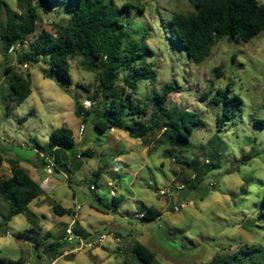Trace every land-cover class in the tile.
<instances>
[{"label":"rangeland","instance_id":"obj_1","mask_svg":"<svg viewBox=\"0 0 264 264\" xmlns=\"http://www.w3.org/2000/svg\"><path fill=\"white\" fill-rule=\"evenodd\" d=\"M6 1L9 3V0ZM107 1L114 7L130 4L125 6V20L133 24L131 26L133 36L142 47L149 46L153 50V58L150 60L158 71V80L154 85L146 81L140 83V87L144 86L147 96L145 99H137L138 93L134 102L143 103L142 106L146 108L147 114L140 116L139 119L147 123L151 120L156 107L152 102L153 91L160 92L164 85L173 82L180 86V93L170 95L168 103L170 107L175 106L196 113L204 121V125L195 127L189 141L193 148L185 152L175 148L173 152L167 153L173 147L168 143L160 142L162 135L158 138L159 132H156L153 137L149 136L146 141L143 138L144 145L155 146L149 151V156L163 146L162 156L174 160L175 166L170 169L171 175L163 171L165 167L163 163L158 166L145 164L143 169L138 170L134 167L135 162L129 158L126 161L113 159L106 165L103 162L102 153L111 151L112 154H116L118 151H114L108 145L105 146V151L91 150L95 154L93 158L85 157L84 152L78 153V150L73 148L71 150L73 158L71 157L72 159L67 162L68 169L58 164L54 166L50 174L47 172L45 163L40 159L38 165L33 164V168L42 169L44 174L34 171L31 176L35 177L32 179L41 185L43 194L34 200L31 207L24 213L32 224V228L22 233H15L14 238L19 245V250L2 249L0 257L12 261L22 259L24 264H49L53 258L44 253L45 246L61 240L67 241L68 222L63 218L76 219L78 216L86 218L87 215L96 213L102 217L114 216L116 219L98 220L95 224H89L88 229H84L80 220L77 219L73 233L76 237L79 236L83 238V241L88 242L96 240L102 230L113 235L114 240L119 237L122 244L117 245L115 250L106 245L100 247L109 255L122 257L123 259L118 260V264H141L136 263L132 256V249L137 243L154 253L155 260L151 264H222L236 253H238L236 258L241 264H264V245H249L244 242L241 234L233 233V230L237 228L241 233L249 234L254 231H264V180L260 179V173L264 172V32L248 44L241 41H229L226 38L221 39L214 46L211 56L197 65L187 57L184 51L181 54L180 49L171 43L173 38L170 32L171 19L175 12H192L193 8L188 0ZM259 2L264 4V0ZM24 6L26 7V4L22 0H16L18 10L15 12L22 13ZM41 16L39 29L48 31L52 30L53 23L58 22L62 17L55 11L41 12ZM225 47L228 49L227 52L224 50ZM23 50L25 48H19L18 51ZM0 53L5 54L6 57L5 63L0 65V80L3 81L0 83V103L4 104L6 114V100L11 93V82L6 67L14 68L19 74L29 73L33 80L32 70L35 69L43 74V64L29 65L25 68L18 64L20 52H17L16 66H13L8 62L2 41H0ZM70 63L72 76L70 85L61 86L59 77L55 74L48 79H55L59 87L70 91L77 98L81 92H84L87 98L92 100L99 86L97 72L87 71L82 58L72 59ZM218 68L222 73L220 76L215 71ZM89 76L92 77L91 82H87ZM72 85L75 87H71ZM228 85V95L238 97L241 104L236 116L231 117L219 132L216 123L222 106L212 104L210 100L218 89H225ZM41 86L55 91L51 85L42 84ZM93 103L94 110L95 102ZM201 104L207 111L198 107ZM71 111V105L65 102L64 112L68 114L69 120ZM76 114L78 115L77 112ZM2 126L7 127V123H3ZM28 126L30 125L25 127ZM93 132L100 131L93 126ZM215 135L216 149L206 145L205 150L199 151L198 147L204 144L192 143L193 139L201 141L207 139L208 144ZM97 143H100L99 140ZM20 147L21 145L17 143L15 149L18 150ZM12 150H14L12 147L8 149L0 147V151ZM77 154L80 158L77 157L76 160ZM176 157L179 162L174 159ZM201 157L211 160L213 164L208 166L202 163ZM20 158L23 157L18 154L17 159L8 161L13 172ZM64 159L63 163L66 162ZM93 159H99L100 165L94 170L85 169L84 160ZM184 161H189L192 164L191 168L186 166ZM27 162L32 164L30 160ZM113 166L122 167V171L113 173L111 171ZM26 171L29 174V171ZM98 171L101 173L96 176ZM64 172L70 175H83L84 179L79 182L73 179L67 181L71 191L69 199L63 202L59 198L42 200L41 197L46 193L55 194L56 190L65 183L62 179ZM105 174L116 181L114 187L109 186L103 179ZM194 176H197L194 186L181 189V186L193 180ZM233 177H238L243 183H239ZM0 178L7 179V177ZM126 181L133 187L140 186L146 189L141 193L144 199H131L135 193ZM91 186L92 189L96 186L95 190H91ZM253 186L258 189L256 192L251 191ZM77 188H87V192L77 191ZM101 192L104 194L101 195ZM217 192L227 195L231 203H222L217 199ZM78 197L90 203H86V206L81 204V209L78 210L76 208ZM115 198L120 200L118 207L115 206ZM46 203L52 205L51 210L56 217L53 220L58 229L55 234L44 232L39 226L40 220H48V216L39 211ZM64 203H71L72 209L64 207ZM121 203L136 204L138 212L118 210ZM182 204H184L183 208L179 211L174 210L176 206L179 207ZM55 205L66 209V213L62 216L55 214ZM107 205L111 206V209L105 212L102 208ZM151 206L161 211L160 217L153 220L142 219L143 212ZM8 211L9 206L0 200V225L4 224ZM80 232L89 236L84 238L79 234ZM67 243L65 249L72 253L62 258L73 261L77 258V253L72 249L80 248L81 244L75 238L74 243ZM209 254L213 256L210 261L205 259ZM83 255L93 261V264H96L99 259L92 255L91 250Z\"/></svg>","mask_w":264,"mask_h":264},{"label":"trees","instance_id":"obj_2","mask_svg":"<svg viewBox=\"0 0 264 264\" xmlns=\"http://www.w3.org/2000/svg\"><path fill=\"white\" fill-rule=\"evenodd\" d=\"M26 7L23 12H15L6 0H0V41L3 42L6 53L14 43L25 48L18 55V64H43L42 71L46 78L52 75L59 77L61 86L72 83L71 60L82 58L83 65L89 72H97L99 86L93 94L95 108L84 112L78 107L77 113H83V122L91 121L98 131L116 126L130 132L134 137L144 138L154 136L160 129L167 128L160 142L168 143L185 152L192 147L189 142L196 126H203L204 121L194 112L187 109L170 107L169 98L173 93H180V86L173 82L163 86L160 92L153 91L152 102L155 110L147 123L139 117L146 115L143 103H135L140 83L146 81L151 85L157 83L158 71L154 63L153 50L149 46L142 47L133 36L132 23L125 20V4L114 7L107 0H22ZM193 8L190 13L175 12L170 22L171 43L183 51L194 64H202L212 54L216 43L221 39L250 43L264 32V4L259 0H188ZM55 11L61 19L53 23V29H39L42 21L41 12ZM218 76L221 70L215 69ZM6 72L10 78V97L6 100V116L12 114L14 106H19L29 95L31 75L19 74L14 68L7 66ZM123 85V86H121ZM229 85L218 89L210 100L212 104L222 106L217 115V129L222 131L225 123L236 116L241 104L238 97L228 95ZM99 100V101H98ZM130 119L131 123H126ZM72 132L67 128L54 132L53 144L62 147L52 152L44 149L49 155L41 158L47 165V159L54 166L61 164L67 168V162L73 158L68 154ZM65 138H68L67 140ZM216 135L209 148H217ZM205 150V145L198 147ZM112 150V149H111ZM119 150V149H117ZM108 151V150H107ZM85 157L93 158L91 150L85 151ZM79 154L75 156L77 160ZM111 151L102 153L103 162L108 165L114 159ZM72 157V158H71ZM65 158V159H64ZM66 160L65 163L62 160ZM178 161V157L174 158ZM179 162V161H178ZM191 168L192 164L184 161ZM211 163L208 166L212 165ZM16 168L11 179L0 178V200L9 206L4 218L6 222L12 215L24 214L29 205L43 194L41 185L30 178L25 169L15 164ZM214 167V166H213ZM68 169V168H67ZM194 171V170H193ZM101 172L98 171L96 176ZM195 174V172H194ZM187 182L184 188H192L197 176ZM186 183V179H185ZM96 186H94L95 190ZM100 200V198L98 199ZM115 206L120 200L115 198ZM107 212L111 206H104ZM57 215H64L66 209L60 205L54 206ZM161 211L151 206L142 214V219L153 220L160 217ZM84 238L89 234L79 233ZM68 240L53 242L45 246L44 253L56 259L64 255ZM234 254L222 264H241ZM132 256L136 263L151 264L155 260L154 253L142 244H135ZM0 264H24V260H7L0 257ZM219 264V263H211Z\"/></svg>","mask_w":264,"mask_h":264},{"label":"clouds","instance_id":"obj_3","mask_svg":"<svg viewBox=\"0 0 264 264\" xmlns=\"http://www.w3.org/2000/svg\"><path fill=\"white\" fill-rule=\"evenodd\" d=\"M9 4L14 11L18 10L16 7V0H9ZM19 48V43H14L8 49V62L13 66H16V53ZM224 50L227 52V47H225ZM5 59V54L0 53V65L5 63ZM24 67L27 68L28 65H25ZM31 74L34 79L29 84V95L21 105L14 106V112L10 118L6 117L4 104L0 103V147L5 149L12 147L14 149L12 151H0V177H7L8 179L13 177V171L8 161L17 159L18 154L23 157L18 159V166L22 169L28 170L30 178H35L31 176V173L34 171L43 175V170L33 168V164L38 165L41 158L49 155L44 149L50 147L52 152H56L62 147L61 145L53 144L52 136L55 131L64 128H67L72 132L70 148L75 147L78 150V153H83L88 150L97 152L105 151V146L108 145L111 146L114 151L119 149L114 155L115 161H126L130 158L135 162L134 167L138 170L143 169L145 164L158 166L163 163L165 165L163 171L171 175L170 169L175 166L174 160L162 156L164 151L163 146H161L152 156H149L148 153L151 148L155 147L154 145H144L143 138L134 137L130 132L124 131L119 127L113 126L107 130L93 132V124L91 121L84 123L83 113H81V115L76 114L78 107L82 108L84 112H91L93 110V101L87 98L86 93L81 92L79 98H77L72 95L70 91H66L59 87L55 79H48L35 69L32 70ZM91 80L92 77L89 76L87 82H91ZM2 82L3 81L0 80V83ZM42 84L51 85L52 89H55V91L43 88L41 86ZM71 87H75V85H72ZM138 92L139 95L137 96V99L146 98L147 93L145 92L143 85L139 88ZM65 102L70 104L72 108L70 120L67 118L68 114L64 112ZM193 103H195V101H193ZM198 107L203 111H207L202 104L198 105ZM5 122L7 123V127L2 126ZM126 123H131V120L127 119ZM26 125L30 126L25 127ZM167 131V128L160 129L158 138ZM65 139L67 140L68 138ZM98 140L100 142L99 144L97 143ZM207 142V139L202 141L197 139L192 140L194 145L202 143L206 146ZM17 143L21 145L18 150L15 149ZM68 154L71 155L70 150H68ZM78 158H80L79 155ZM189 158L191 157L189 156ZM29 160L32 161V164L27 162ZM201 162L209 164L211 163V160L201 157ZM99 165V159H93L91 161L84 160L83 162V167L85 169L94 170ZM111 171L113 173H120L122 167L113 166ZM221 171H223V169H221ZM233 178H236L239 183H243L242 181H239L238 177ZM62 179L65 183L56 190L55 194L46 193L41 199L59 198L61 202L69 199L71 197V191L69 190L67 181L73 179L79 182L84 179V176L79 174L70 175L69 173L64 172L62 173ZM103 179L107 181L109 186L114 187L116 184V181L112 180L107 174H105ZM260 179L264 180V172L260 173ZM126 183H128V186L131 187L133 193H135L131 199H144L141 193L146 191V189L140 186L133 187V185L127 181ZM76 190L87 192V188H77ZM257 190L258 189L255 186L251 188V191L253 192H256ZM100 194L103 195L104 193L101 192ZM112 195H115V193H112ZM217 199L221 200L222 203H231V200L227 195H221L219 192H217ZM249 199H251V197H249ZM86 203H90V201L85 202L78 197L76 208H79L81 204H85L86 206ZM63 206L68 209H72L73 207L71 203H64ZM29 207H31V204ZM51 209L52 205L47 203L39 209L40 212L48 216V220L39 221V226L44 232H52L55 234L58 229L53 223V220L56 219V217ZM118 210L138 212V206L136 204L128 205L127 203H121ZM63 219L68 222V228L66 230L67 240L74 243L72 232L77 219L80 220V224L84 229H88L89 224H95L98 220L116 218L114 216L102 217L96 213H92L87 215L86 218L78 216L76 219H70L68 217H64ZM31 228L32 224L29 222L26 215L22 213L12 215L3 225H0V250L14 249L18 251L19 245L14 238V234L22 233ZM233 233L241 234L244 238V242L249 245H264V231H254L249 234L247 232L241 233L240 229L237 228L233 230ZM96 243L106 245L113 250L117 247V242L114 240L113 235L102 230L101 235L97 237L96 240H93L92 243L85 244L81 241L80 248L73 247L72 251L77 253V258L75 260L66 261L62 257H58L52 259L49 264H93V261L83 255V253L90 250L93 256L99 258L96 264H118V260L123 259L122 257L118 258L115 255H109L102 251L100 247H94V244ZM212 258V254H209L205 259L210 261Z\"/></svg>","mask_w":264,"mask_h":264},{"label":"built area","instance_id":"obj_4","mask_svg":"<svg viewBox=\"0 0 264 264\" xmlns=\"http://www.w3.org/2000/svg\"><path fill=\"white\" fill-rule=\"evenodd\" d=\"M94 104V103H93ZM46 168H47V172H48V174H50V172H52L53 171V168H54V163H53V161L51 160V159H47V165H46ZM50 169H51V171H50ZM181 189H184V185H182L181 186ZM184 207V204H182L181 206H176L175 208H174V210L175 211H179L181 208H183ZM78 210H80L81 209V207H79V208H77ZM72 235H73V237L76 239V240H78L79 241V244H81V241H83L82 239L83 238H81V237H79V236H75L74 235V233L72 232ZM100 236V235H99ZM98 236V237H99ZM97 239V238H96ZM116 242H117V245L118 246H121V244H122V242H121V239L119 238V237H117L116 239ZM85 244H88V243H92V241H83ZM103 246H105V245H101V244H99V243H96V244H94V247H103ZM72 252L71 251H65L64 252V255L66 256V255H69V254H71Z\"/></svg>","mask_w":264,"mask_h":264}]
</instances>
